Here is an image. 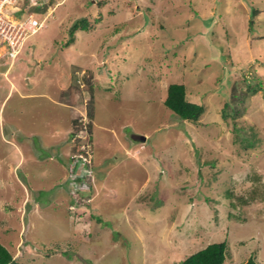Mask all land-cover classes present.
<instances>
[{"label":"rangeland","instance_id":"rangeland-1","mask_svg":"<svg viewBox=\"0 0 264 264\" xmlns=\"http://www.w3.org/2000/svg\"><path fill=\"white\" fill-rule=\"evenodd\" d=\"M43 5L17 57L0 40V241L23 264H178L224 240V264H264V0ZM172 82L198 121L165 106Z\"/></svg>","mask_w":264,"mask_h":264},{"label":"trees","instance_id":"trees-1","mask_svg":"<svg viewBox=\"0 0 264 264\" xmlns=\"http://www.w3.org/2000/svg\"><path fill=\"white\" fill-rule=\"evenodd\" d=\"M47 8V5L33 6L32 11L39 13L43 12ZM90 27V22L85 18L75 20L69 28V37L65 42L66 45L71 44L75 40V32L78 29L87 30ZM264 89L260 83L255 85L248 84L247 91L250 93H256L258 90ZM236 96V95H235ZM237 97V96H236ZM166 107L174 111L181 119L189 121H198L205 111V106L202 103H198L188 99L187 89L184 83L172 82L168 85L167 94L163 100ZM231 105L226 101L222 109V116L224 119L232 117L236 119L235 113L232 110H227V107ZM235 138L241 142L244 149L254 146L257 142L255 138L246 136L241 133V129L234 126ZM73 158V157H72ZM75 159V158H73ZM232 195V194H231ZM234 204V203H233ZM235 206V205H233ZM227 242L219 241L208 244L206 247L187 255L184 259L179 261L178 264H224L226 258ZM0 264H23L18 261L13 253L0 241ZM245 264H259L256 261V256L252 252Z\"/></svg>","mask_w":264,"mask_h":264},{"label":"built area","instance_id":"built-area-1","mask_svg":"<svg viewBox=\"0 0 264 264\" xmlns=\"http://www.w3.org/2000/svg\"><path fill=\"white\" fill-rule=\"evenodd\" d=\"M44 3L45 0H0V40L5 42L10 58L17 57L29 35L45 26L46 18L40 19L39 12L31 10Z\"/></svg>","mask_w":264,"mask_h":264}]
</instances>
